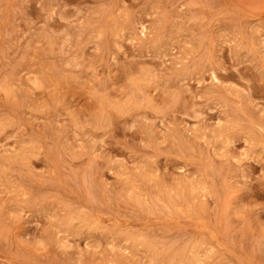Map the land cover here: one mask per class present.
<instances>
[{"label":"rangeland","instance_id":"374dc122","mask_svg":"<svg viewBox=\"0 0 264 264\" xmlns=\"http://www.w3.org/2000/svg\"><path fill=\"white\" fill-rule=\"evenodd\" d=\"M0 264H264V0H0Z\"/></svg>","mask_w":264,"mask_h":264}]
</instances>
